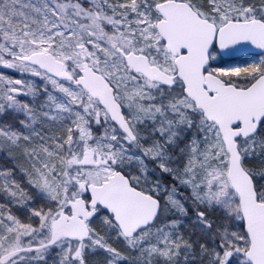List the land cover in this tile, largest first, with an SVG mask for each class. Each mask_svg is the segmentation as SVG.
I'll list each match as a JSON object with an SVG mask.
<instances>
[{"label":"snow or ice","instance_id":"6c2138e0","mask_svg":"<svg viewBox=\"0 0 264 264\" xmlns=\"http://www.w3.org/2000/svg\"><path fill=\"white\" fill-rule=\"evenodd\" d=\"M0 264H264V0H0Z\"/></svg>","mask_w":264,"mask_h":264}]
</instances>
